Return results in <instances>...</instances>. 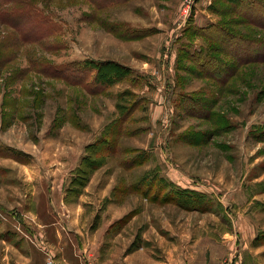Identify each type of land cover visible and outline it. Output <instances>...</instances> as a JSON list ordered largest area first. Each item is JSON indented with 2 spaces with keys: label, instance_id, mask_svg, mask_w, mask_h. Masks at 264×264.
Returning <instances> with one entry per match:
<instances>
[{
  "label": "rangeland",
  "instance_id": "1",
  "mask_svg": "<svg viewBox=\"0 0 264 264\" xmlns=\"http://www.w3.org/2000/svg\"><path fill=\"white\" fill-rule=\"evenodd\" d=\"M39 6L50 24L0 68V264L224 262L231 233L234 259L253 264L254 240L264 242V62L241 65L200 114L190 98L204 86L216 96L213 81L183 68L200 47L234 61L209 37L217 27L264 41L263 25L240 23L231 0ZM6 32L0 41L16 30ZM99 79L110 83L89 91Z\"/></svg>",
  "mask_w": 264,
  "mask_h": 264
},
{
  "label": "trees",
  "instance_id": "2",
  "mask_svg": "<svg viewBox=\"0 0 264 264\" xmlns=\"http://www.w3.org/2000/svg\"><path fill=\"white\" fill-rule=\"evenodd\" d=\"M41 1H51V0H0V31L6 34V29L14 28L16 33L11 34V37L4 35L0 41V68L3 69L9 62L13 61L14 58L9 57V53L15 54V49L12 50L14 45H18L19 42L26 43L31 39L36 40L40 39L39 36L43 33L41 28L44 25H49V17L43 14L39 3ZM229 2L230 0H226ZM236 6V11L240 16V23L246 24L248 21L256 20L264 27V2L261 0H231ZM102 5L105 2L101 3ZM261 8V9H260ZM260 9V10H258ZM253 13V14H250ZM31 24L36 25L35 35L30 33L29 30L25 32V25ZM255 24V23H254ZM256 25V24H255ZM259 26V25H258ZM215 27V25H214ZM22 37V34H25ZM209 37H212L213 40L219 43V45L229 52L224 54L231 55L234 59L231 63L219 58L216 55L211 54L212 49H205L200 47L201 53L206 51V53L201 56H198L194 59V55L191 56L190 61L194 63L195 66H190L187 64L183 69L190 74H197L201 79H206L213 81L214 91H216V96H209L212 89L204 86L196 90V97L190 98L192 104H196L199 108H196L192 111L198 112L199 114L205 109H213L221 100V95L226 92L225 86L226 83L230 80V77L235 71L237 72L241 65L245 63L252 62H264V41L256 38L237 33L235 31L227 30L223 27H217V32L209 33ZM19 35V36H18ZM136 37V36H133ZM131 38V37H130ZM235 44V45H232ZM10 48V50H8ZM263 55V57H261ZM229 63V64H228ZM230 65H233L232 67ZM82 67V66H81ZM80 67V70L87 69L86 66ZM197 67V68H195ZM82 76V75H81ZM196 76V75H195ZM98 77L102 78L100 75ZM110 82H102V79H99L97 83L96 90L92 89L89 86L87 87L89 91L93 93L102 92L103 89L107 87L106 84ZM211 85V84H210ZM218 87V88H217ZM202 110V111H201ZM118 130V131H117ZM117 132L113 133L115 137L114 143L111 145L112 150H117L116 145H118V139L123 133L121 126L117 128ZM108 141H106V144ZM84 172L77 176V181H80L82 184H86L89 180ZM255 245H262L264 242L260 241L259 236L254 240Z\"/></svg>",
  "mask_w": 264,
  "mask_h": 264
},
{
  "label": "crops",
  "instance_id": "3",
  "mask_svg": "<svg viewBox=\"0 0 264 264\" xmlns=\"http://www.w3.org/2000/svg\"><path fill=\"white\" fill-rule=\"evenodd\" d=\"M231 236H232V239L230 238L231 240L229 242L230 244H229V248H228V258H225L224 262H222L220 255L218 256L216 254H213V255L210 254L207 260L205 259L204 262H199V263L200 264H247L248 261L244 260L243 254L242 255L240 254L238 259H236V260L234 259V257H236L237 251H238V245L236 243V240H233L234 236L232 233H231ZM261 249H264V248H262L261 245H257V246L255 245V247H253V255L255 256V258L253 259V264H260L261 263L260 259H257V255H258L259 251H262ZM141 264H154V262L149 260V261H147L145 263H141Z\"/></svg>",
  "mask_w": 264,
  "mask_h": 264
},
{
  "label": "built area",
  "instance_id": "4",
  "mask_svg": "<svg viewBox=\"0 0 264 264\" xmlns=\"http://www.w3.org/2000/svg\"><path fill=\"white\" fill-rule=\"evenodd\" d=\"M164 69H166V66H165ZM47 264H58V263H57V261L55 260V258L50 257V258L47 260Z\"/></svg>",
  "mask_w": 264,
  "mask_h": 264
}]
</instances>
